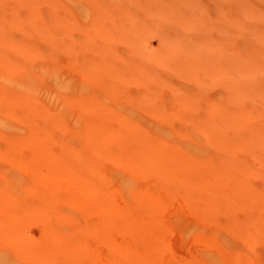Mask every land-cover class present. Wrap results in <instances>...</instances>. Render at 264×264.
Listing matches in <instances>:
<instances>
[{
	"label": "rangeland",
	"instance_id": "rangeland-1",
	"mask_svg": "<svg viewBox=\"0 0 264 264\" xmlns=\"http://www.w3.org/2000/svg\"><path fill=\"white\" fill-rule=\"evenodd\" d=\"M190 52L196 56L189 57ZM19 81L41 85L39 96L41 91L66 90L70 105L80 101L84 119L101 115L112 121L117 143L131 132L132 139L176 157L182 151L169 131L176 123L189 126L224 168L191 162L187 171L209 184L213 179L229 182L226 206L213 202L207 207L184 188L164 191L158 195L163 206L150 210L153 223L171 226L170 252L184 253V259L192 258V249L202 264L210 250L226 254V264H252L255 256L264 257V0H0L1 109L21 110L13 122L15 131L40 123L48 136L62 117L50 109L47 98H37L39 107H28L33 110L27 121L22 116L27 101L12 92ZM114 97L118 100L112 102ZM190 138L184 134L181 139ZM34 145L40 148L35 159L6 155L5 146L0 153L8 163L28 169L80 162V180L94 159L85 144H80V155L60 139ZM187 205L193 213L199 205L210 225H234L239 235L232 248L204 249L209 243L203 239L190 248L185 236L201 232L194 214L181 211ZM47 212L16 218L10 211L14 237L34 245L35 253L63 245L56 229L59 216ZM85 226L80 217L81 235ZM90 239L80 237L81 250L87 251ZM8 241L0 236L1 247L9 246Z\"/></svg>",
	"mask_w": 264,
	"mask_h": 264
},
{
	"label": "bare ground",
	"instance_id": "bare-ground-1",
	"mask_svg": "<svg viewBox=\"0 0 264 264\" xmlns=\"http://www.w3.org/2000/svg\"><path fill=\"white\" fill-rule=\"evenodd\" d=\"M190 53L189 57L195 54ZM40 86L33 87L19 81L13 89L14 95L27 101L22 103V116L28 121L27 112L33 110L28 107H39L36 99L47 98L50 109L58 113L61 120L53 126L48 136L45 135L46 128L41 127L40 123L17 127L15 131L13 122L21 110H11L9 113L2 111L0 106V146H5L4 154L17 155L18 160H25L26 155L35 159L40 156V148L34 145L35 142L60 139L62 144L67 143V148L75 149L78 155L80 144L87 145L94 159L81 171L85 177L80 180L79 161L75 166L66 163L60 168L28 169L23 164L15 165L11 160L8 163L0 153V236L8 237L10 244L0 246V264H202L195 249L191 251V259L187 257L190 254L186 257L184 255L186 259L182 258L184 253L181 254L182 257L176 256L179 255L177 252L176 255L175 252L172 254L170 251L174 250L170 248L171 234H168L171 226L169 229L165 228L163 221L153 223L154 219L149 213L150 210L163 206L158 198L160 192H181L182 188L194 193L196 199H202V204L207 207L212 206L213 202L226 206L224 200L232 189L229 182L211 178L213 181L209 184L208 181L192 179L187 171L191 169V162H207L213 168H224L208 144L191 134V128H184L186 125L182 123H176L173 130L169 131L174 135V143L182 151L181 154H175L176 157L164 154L145 141L132 139L129 137L131 132L117 143L113 137L111 120L100 115L88 121L80 114V101L73 106L68 103L64 96L66 90L50 94L41 91L39 96ZM182 98L187 101L186 97ZM115 100L118 98H111L112 102ZM122 100L124 104L126 99ZM184 134L191 138L181 139ZM20 142L27 144H16ZM178 155L182 156L177 157ZM183 155H188L191 160L187 161ZM190 200L195 201L194 198ZM194 206V213L193 209L191 211L188 208L190 205L181 210H189L199 222L197 230L201 234L196 237L188 234L185 236L187 241L192 242L190 248L194 241L202 239L209 243L204 249L217 247L225 251L232 248L234 241L238 240L236 235H239L236 227L231 224L228 227L227 223L221 221L210 225L205 212L198 209L199 205ZM12 209L16 218H26L40 211L56 213L59 216L57 234L63 245L35 253L37 250L34 245H27V241L19 239L18 235L14 237L16 233L11 230V225L14 224L10 213ZM2 212H5L6 217ZM183 213L190 214L185 211ZM61 216L65 220L60 221ZM80 217L86 222L82 235ZM88 235L91 242L85 252L81 250L80 237L84 240ZM84 255H88L90 260L85 261L82 258ZM228 259L226 254L221 256L210 250L206 264H226ZM252 264H264V257L255 256Z\"/></svg>",
	"mask_w": 264,
	"mask_h": 264
}]
</instances>
